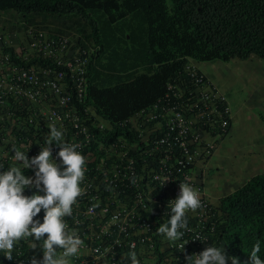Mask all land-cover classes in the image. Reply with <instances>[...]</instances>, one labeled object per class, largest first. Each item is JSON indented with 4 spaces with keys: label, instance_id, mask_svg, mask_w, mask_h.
Instances as JSON below:
<instances>
[{
    "label": "built area",
    "instance_id": "obj_1",
    "mask_svg": "<svg viewBox=\"0 0 264 264\" xmlns=\"http://www.w3.org/2000/svg\"><path fill=\"white\" fill-rule=\"evenodd\" d=\"M70 47L67 37L38 32L29 43L31 51L17 55L21 65L13 63L7 52L0 55V164L12 165L13 147L29 148L30 158L37 155L48 125L55 123L66 142L79 145L77 150L87 158L84 192L71 219H66L86 244L72 264H123L133 250L141 264H185L186 255L216 244L217 216L204 196L203 172L196 166L210 154L211 137L228 131L231 109L226 97L189 64L184 74L190 82L177 76L152 112L124 120L111 136L112 127L84 105L89 54L71 53ZM33 55L46 65L24 67L22 63ZM174 85L184 88L174 91ZM24 103L28 111H23ZM164 178L169 179L161 186ZM179 183L195 187L202 202L201 208L188 213L191 231L185 239L205 238L189 241L184 252L156 233L168 218V202L177 197ZM89 192L96 195L83 214L79 206L86 203ZM164 245L172 255L161 258ZM17 249L14 264H30L27 244L22 242ZM0 264L12 262L0 257Z\"/></svg>",
    "mask_w": 264,
    "mask_h": 264
},
{
    "label": "trees",
    "instance_id": "obj_2",
    "mask_svg": "<svg viewBox=\"0 0 264 264\" xmlns=\"http://www.w3.org/2000/svg\"><path fill=\"white\" fill-rule=\"evenodd\" d=\"M0 15L18 19L20 30L72 32L78 47L94 49L85 103L116 134L120 122L165 96L177 76L189 81L184 70L190 61L264 60V0H0ZM136 19L137 46L122 34L123 52L102 64L105 43ZM216 214L217 244L228 245V255L245 264L259 239L264 259V174L222 198Z\"/></svg>",
    "mask_w": 264,
    "mask_h": 264
},
{
    "label": "clouds",
    "instance_id": "obj_3",
    "mask_svg": "<svg viewBox=\"0 0 264 264\" xmlns=\"http://www.w3.org/2000/svg\"><path fill=\"white\" fill-rule=\"evenodd\" d=\"M0 17L10 22H5L3 26H0V36L3 39L0 43V55L5 52L9 53L8 50H12L15 56L13 59L17 60V55L29 53L31 51L29 43L33 35L38 32L52 38H69L71 53L87 52L89 60L86 67L84 97L86 96L87 69L94 49L86 50L78 47L71 31V33L55 34L44 29H33L31 26L20 30L18 28V19H9L6 15H0ZM13 30L18 34H13ZM18 63L21 65V62L17 60ZM40 63H43L41 65H46L45 61H40L33 55L29 61H24L22 65L28 67ZM189 64H192L197 72L202 74L196 67V62L190 61ZM202 75L204 76V74ZM204 77L207 82L211 83L206 76ZM184 80L186 81L185 78ZM213 85L216 86L215 84ZM163 98L164 96L147 110H141L136 114L152 112L154 106L159 104ZM85 99L84 105L88 106L85 103ZM27 107L24 103L23 111H28ZM107 124L110 125L108 122ZM110 126L112 127V125ZM229 129L230 125L226 135H223L224 137L228 135ZM115 134L111 133V136ZM64 136L62 128L55 123H50L46 139L43 145H39V153L37 155H33L30 158L27 155L29 148L22 150V147H13L10 155L13 161L12 165L5 167L0 164V257L12 262V264H14L15 259L14 253L18 252L17 246L22 242L27 244L29 252L32 253L29 259L30 264H72L73 258L79 257L82 254V249L86 248L85 240L81 237L78 230L69 227L66 219H71L74 212L73 207L84 192L81 185L87 171V158L77 150L79 145L66 142ZM223 136L211 137L210 144L212 148L210 154L206 157L204 163L199 162L196 166L197 169H201L203 172V193L216 216L219 203L217 206L212 205L207 198L204 190V181L207 162L214 151L213 144L215 141L220 143L224 139ZM54 147L59 149L58 152L54 150ZM53 155L56 157L53 158ZM167 179L169 178L163 179L161 186ZM26 190L30 191L29 195L25 194ZM97 192V195L101 196V192ZM94 195H96V192H89L86 203L82 202L80 204L79 207L82 213L86 210V205L89 204V200ZM168 204L170 205L167 210L168 218L165 222L159 224L156 228V233L171 246L179 248L180 252L185 251V245L189 241L202 242L205 238L199 236L191 240L185 239L186 232L191 231L188 223V213L195 212L202 207L199 191L189 183H179L177 197L170 200ZM114 206L115 204L111 210L114 209ZM96 212L101 214L100 209H96ZM96 218L98 219L97 216ZM103 219L104 222L108 221V216ZM217 242L218 233L216 244H206L204 250L198 254L186 255L184 258L185 264H241L239 257L227 254L228 245H218ZM261 248L262 241L257 239L252 245L245 264H264V259L258 255L261 252ZM169 255L171 256L172 254L167 251L164 245V251L159 252V256L162 258L169 257ZM123 264H141L136 251H130Z\"/></svg>",
    "mask_w": 264,
    "mask_h": 264
},
{
    "label": "rangeland",
    "instance_id": "obj_4",
    "mask_svg": "<svg viewBox=\"0 0 264 264\" xmlns=\"http://www.w3.org/2000/svg\"><path fill=\"white\" fill-rule=\"evenodd\" d=\"M3 19L0 17V26H3L5 22L10 23ZM139 23L138 19L127 21L123 26V32H115L114 37L105 43L106 49L101 58L102 64L116 62L109 61V59L123 52V49L120 48L122 43L117 40V37L121 38L122 34L125 35L123 40L129 46H137L132 41V36L137 34L136 28H139ZM12 29L14 28L12 27ZM15 30L12 33L18 34ZM196 67L204 73L207 69L209 77L213 79L212 82L227 98L232 114L237 112L238 116L235 117L237 121L234 123L232 134H235L239 128L243 130L237 140L233 135L231 139L224 138L221 143L215 141L213 144L214 151L208 169L210 174L204 184L210 194L220 196L222 188L228 189L229 187L226 184L227 179L232 186L231 190H233L240 184L239 179L246 180L249 176L240 174V178L232 177V172L237 167L235 158L257 155L259 152L257 148L264 149V102L259 103L260 97H263L264 100V60L252 57L242 61L201 62L196 63ZM246 115H249L248 117L251 119L248 128L246 124L242 125V117H246ZM247 129L249 130L247 131Z\"/></svg>",
    "mask_w": 264,
    "mask_h": 264
},
{
    "label": "crops",
    "instance_id": "obj_5",
    "mask_svg": "<svg viewBox=\"0 0 264 264\" xmlns=\"http://www.w3.org/2000/svg\"><path fill=\"white\" fill-rule=\"evenodd\" d=\"M200 72L202 74H204V76H206L211 83H213L212 82L213 79L209 77L207 69H206L205 73L202 72V71H200ZM216 87H217V85H216ZM263 102H264L263 97H260L259 98V103H263ZM236 116H238L237 112L236 113L233 112L232 120H231V124H230L231 128L229 129L228 135L226 137H224L225 139L226 138H230L231 139L232 136L234 135L235 136V140H237L240 137V133L243 132V130H241L242 128L241 129L239 128V129L236 130L235 134H232V129H233L234 123H235V121H237V119H235ZM248 116L249 115H246V117H242L243 118L242 125L246 124L247 128L251 124L250 123L251 119ZM248 130L249 129H247V131ZM230 134H232V135H230ZM263 146H264V141H263ZM257 149L259 151L257 155L243 156V157H240V158H235L237 167L233 170L232 177L233 178H238V177L240 178V174H241V176L242 175H249V176H247L248 178L246 180L239 179L240 184L237 185L233 190L237 189L243 183L248 181L251 177L259 175V174H264V149H261V148H257ZM210 162H211V158L207 162V167H206V171H205V180H207L208 175L210 174V172L208 170L210 168V166H209ZM226 184H228L229 187H228V189H225V187H223L222 188L223 190L221 192L222 194L220 196L218 194H216L217 196H213L212 194H210L209 191H207V189L204 186V190L206 192L205 194H206L207 198L210 200V202L212 203V205L217 206L221 198H223V197H225V196H227V195H229V194H231L233 192V190H231L232 186H231V184H230L228 179H227V183Z\"/></svg>",
    "mask_w": 264,
    "mask_h": 264
}]
</instances>
